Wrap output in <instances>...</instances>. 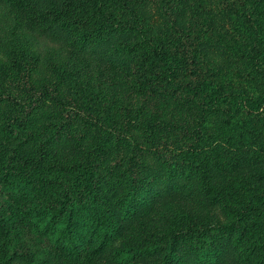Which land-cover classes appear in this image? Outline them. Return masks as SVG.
Masks as SVG:
<instances>
[{
  "label": "rangeland",
  "instance_id": "obj_1",
  "mask_svg": "<svg viewBox=\"0 0 264 264\" xmlns=\"http://www.w3.org/2000/svg\"><path fill=\"white\" fill-rule=\"evenodd\" d=\"M129 1L146 16L142 32L82 41L78 0H0V264H256L260 236L250 222L231 225L264 185V115L241 134L222 110L203 120L197 91L209 75L250 89L249 40L234 31L232 0H176L180 15H162V0ZM110 10L132 24L130 11ZM152 44L182 57L172 82L149 65ZM255 90L264 94L261 76ZM102 136L113 144L96 159L102 193L87 210L109 230L91 235L80 224L78 249L67 254L38 233L42 224L35 229V209L57 207L71 167L91 160ZM19 179L23 187L10 191Z\"/></svg>",
  "mask_w": 264,
  "mask_h": 264
},
{
  "label": "trees",
  "instance_id": "obj_2",
  "mask_svg": "<svg viewBox=\"0 0 264 264\" xmlns=\"http://www.w3.org/2000/svg\"><path fill=\"white\" fill-rule=\"evenodd\" d=\"M79 14L83 22H78L77 35L80 40L84 41L89 38L99 37L106 31H119L127 29L133 35H137L140 31L141 23L145 22V14L143 12L134 13L129 0H78ZM176 0H162L163 11L162 15L168 13L179 15L182 13L177 9ZM230 1V0H229ZM144 4V0H140L138 7ZM235 2H230L232 13L230 16L235 18L237 26L234 31L241 35H246L249 44L246 45V54L251 67L250 79L247 81L249 90H236L231 86H226L225 82L221 83L214 75L206 76L197 82V91L202 95L201 113L203 120L215 114L218 110L225 112L224 121L232 129H237L239 133H253L255 124L249 126V119L252 117H261L264 115V94L256 93L258 85V77L264 79V0H250L247 4L236 6ZM110 7L115 9L123 7L134 15L132 24L126 25L127 22H119L114 17ZM172 22H176L173 19ZM143 25V23H142ZM152 40H148L150 44ZM250 46V47H249ZM152 54L147 57L150 66L161 67L159 70V78L165 82H172L177 77V73L183 69L182 57L178 55L177 50H171L163 46L152 44ZM249 48V49H248ZM194 57H197V54ZM13 65L16 69L21 67V59L15 60ZM151 80V78H148ZM249 91H252L249 93ZM223 108H225L223 110ZM200 118V121L201 119ZM158 122H154L148 126L149 133H156L158 130ZM18 128H22V123L19 120ZM16 129V128H14ZM10 131V135H13ZM54 128L50 136L42 138V143L54 140V135L57 133ZM197 137L199 145L205 143V134L200 127H197ZM103 137V136H102ZM100 146L94 149V157L91 160L79 162L71 169L74 170L75 176L73 183L68 184V189H63L62 195L54 206L38 207V217L35 220V229H39L40 224L43 230L40 235L44 237H52L55 245L64 253L71 254L72 250L77 251L79 244L78 227L83 223L88 226L90 233L99 236H106L109 230V222L104 223V219L95 213L89 212L90 207L96 208V203L102 190L99 189L97 183V160L103 153V145L113 144V138L103 137L99 139ZM112 147V146H111ZM41 158L47 159L46 154L40 153ZM70 167V166H69ZM13 175V174H12ZM14 176V175H13ZM77 182V184H76ZM15 183V182H14ZM22 179L17 180L16 185L10 188V191H16L17 188L23 187ZM72 186V187H71ZM77 186L82 187L81 190ZM209 192V188H205ZM20 197V196H19ZM217 197H220L217 194ZM264 219V185L250 199H248L243 207L235 212L234 223L244 225L249 223L251 228L258 234L260 238L256 241V264H264V234L259 231L261 229V220ZM14 223V222H12ZM10 226H14L13 224ZM21 227V226H19Z\"/></svg>",
  "mask_w": 264,
  "mask_h": 264
}]
</instances>
